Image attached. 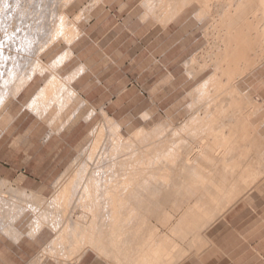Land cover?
<instances>
[{
  "label": "bare ground",
  "instance_id": "1",
  "mask_svg": "<svg viewBox=\"0 0 264 264\" xmlns=\"http://www.w3.org/2000/svg\"><path fill=\"white\" fill-rule=\"evenodd\" d=\"M49 2L0 0V88L13 90L9 97L17 95L34 74L54 72L40 55L60 42L70 44L78 35L64 12L73 0ZM141 4L142 19L156 18L162 28L193 6L197 19L207 18L209 42L200 56L188 59L186 70L193 78L207 69L210 73L189 91L184 118L167 129L152 127L124 138L110 118L108 131L103 132L101 124L93 127L97 131L90 140L91 150L104 155L98 153L84 171L66 173L70 176L58 183L59 197L65 206L76 197L84 210L85 222L74 224L82 227L83 251L92 249L111 264H182L214 244L209 230L229 211L254 194H264V0H143ZM23 66L21 77L13 79L15 68ZM11 83L15 84L10 89ZM3 97L0 108L7 102ZM61 100L58 107H63ZM52 204L49 209H55Z\"/></svg>",
  "mask_w": 264,
  "mask_h": 264
},
{
  "label": "crops",
  "instance_id": "2",
  "mask_svg": "<svg viewBox=\"0 0 264 264\" xmlns=\"http://www.w3.org/2000/svg\"><path fill=\"white\" fill-rule=\"evenodd\" d=\"M106 7V3L93 7L87 17L76 22L78 35L70 44L60 42L41 54L42 63L53 65L55 73L45 70L34 74L14 97H9L13 90L9 93L0 88L1 94L7 93L2 96L7 102L0 108V180L11 185L0 187V264H111L92 249L77 253L53 246L55 237L66 238V222L50 225L55 235L44 226V215L36 218L33 214L40 208L33 204L34 195L48 197L55 179L74 160L77 146L96 125L98 114L112 119L122 98L133 106L139 104L138 81L145 71L146 47L136 31L126 29L124 39L122 22ZM79 12L80 8L73 15ZM59 58L62 62L56 68L54 63ZM24 68L16 67L13 79H19ZM58 99H62L63 107H58ZM228 218L221 223L224 230L230 227ZM212 237L214 244L206 252L182 264H264V251L255 248L250 239H239L235 247L241 250L232 252L228 246L220 248L216 235Z\"/></svg>",
  "mask_w": 264,
  "mask_h": 264
},
{
  "label": "rangeland",
  "instance_id": "3",
  "mask_svg": "<svg viewBox=\"0 0 264 264\" xmlns=\"http://www.w3.org/2000/svg\"><path fill=\"white\" fill-rule=\"evenodd\" d=\"M42 1L44 3L49 2V0ZM52 1L54 2L55 0ZM61 1L63 0H56L54 2V5H56L57 2L59 3ZM142 1L75 0V3H70L66 8H64L65 14L71 15L66 16L72 22L74 21L73 23L76 25V22L79 21L80 18H82L83 16H86L92 7L101 8L103 7V4L106 3V8H110L112 10L111 14L115 15L116 19H118L119 22H122V37L124 39L126 38V29L132 30L134 32L136 31L140 38H142L141 41L144 44V47H146V52L144 54L145 56L143 57L145 71L141 75V80L138 81L140 86L138 89L140 90V99L138 101L139 104L137 106H133L126 98H122V100L117 104L120 105V109L116 110L113 113V118L111 119V121L115 125L117 124L116 128L117 130L119 129L118 132L124 138L130 137L138 130L144 129L147 131H151L152 127L153 129L156 127H162V129H167L170 126L179 123L184 118L185 107L189 100V91L202 80H204L210 73V69H207L204 72L200 73L199 76L193 78L187 73L186 70V62L188 61V59L193 55L201 54L202 50L207 46L209 42V37L206 35V30L209 29L210 21L207 18L203 20L197 19L193 6L184 10L174 19L170 20L162 28V25L159 23V21L154 20L156 18H143V21L142 17H144L145 12L143 10L144 6L141 4ZM49 3L47 4L53 6V3ZM48 7L49 13L52 7ZM79 8L81 9V12H79L78 15H73L74 13H78ZM29 11L32 12L33 9L31 8ZM1 36H3V33L0 31V37ZM3 50L6 51L8 50V48L3 47ZM158 69H160L159 72ZM262 87L264 88L263 84ZM129 107H134L135 109L129 111ZM104 116L105 113L98 114L96 118L97 122L94 128L98 129L99 125L101 124L100 127H102L103 132H106V130L108 129V122L111 121L106 116L104 118ZM94 128L90 130L89 134L77 146L75 151V157L73 160L74 162L72 161L70 163L67 170L64 171L65 173L63 172L60 176L55 179L52 184V188L48 193V197L44 198L39 194H36V196L34 195V204H38V207L43 205L48 206V209L44 206L40 207L41 211L37 212L39 215H37V213H33L36 218H40L41 212L43 213V211H45V215L41 217H46V224L44 226L49 227L56 235V232L50 226L51 223L58 225L63 224L65 222L68 223L63 224L65 227L63 231L65 230L66 238L60 240L55 237L53 243L51 242L53 246L56 245L61 249H73L74 251L77 250V252L81 250V247L83 245L82 243L84 241V239L82 238V227L76 228L77 226L75 225L83 224L86 218L83 215L84 210H82L83 208L79 206L80 203L76 197L72 196L74 197V199L71 200L70 198L69 203H66V206L62 204L60 200L61 198L59 197V190L61 187L58 183H60L59 181L62 178L68 177L69 174L66 173L84 171V168H87L85 166L89 165L90 162H93V160H96V156L99 152L95 153L93 152V150H91V141L97 131ZM144 137L145 136H143V139ZM101 154L99 153V155ZM103 155L104 154H102V156ZM91 156L94 158L91 159ZM77 161L80 163H78ZM77 176L79 177L80 175ZM0 182V187H11V185L6 186L7 182L3 180H0ZM57 192L58 195H56ZM254 195L253 197L251 196L248 201L244 203L241 202V204L239 203L234 209H232L234 212H232L231 210L227 213L226 216H228V219H230L231 221V224L229 225L230 227L225 230L221 228L223 225L221 223L225 221L224 219H222L209 230L210 235H216V242L220 248L228 246V249L232 252L240 251V246L235 247V245L238 244L239 239L248 238L253 242L252 244L255 248L264 251V194L255 196ZM50 203H53L52 205L55 209H49ZM242 204H244V207ZM45 209L51 211L52 213H49ZM69 215L70 217H68ZM75 218L76 220H74ZM69 222L72 223L69 224ZM70 225L74 228H71ZM72 234H76V237L72 238ZM100 255L104 256L103 252H101Z\"/></svg>",
  "mask_w": 264,
  "mask_h": 264
}]
</instances>
